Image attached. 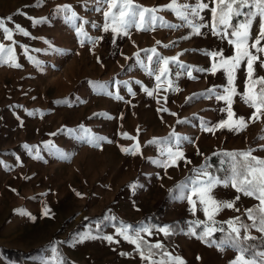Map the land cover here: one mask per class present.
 I'll list each match as a JSON object with an SVG mask.
<instances>
[{"label":"rangeland","instance_id":"374dc122","mask_svg":"<svg viewBox=\"0 0 264 264\" xmlns=\"http://www.w3.org/2000/svg\"><path fill=\"white\" fill-rule=\"evenodd\" d=\"M136 2L158 7L170 0ZM181 2L194 4L196 0ZM205 2L212 6L211 0ZM62 5H71L81 19L72 22L57 13ZM105 7L102 0H0V18L14 31L15 62L21 65L0 64V264H151L141 258L135 245L118 235L123 226H130L129 234L141 227L151 230V234L141 233L145 250L148 244L163 245L153 249L156 255L152 261L167 260L161 253L168 252L185 264H230L239 255L236 250L220 251L190 235L193 230L201 234L204 227L193 225V219L208 218L202 205L197 203L193 212L183 197L190 194L192 181L205 179L197 177V170L207 167L216 175L207 162L214 154L221 157L226 170L228 152L252 148L256 149L253 155L264 158L260 148L264 118L239 132L204 130V125L212 127L227 119V105L216 96L229 85L219 65L215 74L197 69L211 66L206 50L222 51L228 57L234 48L214 35L211 27H203L202 34L195 35L170 11L159 15L177 27L133 28L129 36L114 38L111 30L103 31ZM201 16L197 23L211 24L210 10ZM8 17L12 21H7ZM30 17L46 22L34 24ZM242 19L234 18L233 23ZM258 22L259 18L253 36ZM15 24L30 35L15 32ZM77 27L86 35H78ZM0 43L12 44L2 32ZM153 47L163 57L178 56L180 63L191 66L195 78L186 74L189 69L170 63L168 80L179 91L169 88L164 78L157 88L155 77L149 76L140 62L147 63L150 54L142 50ZM254 68V76H264V67L256 63ZM250 83L242 63L232 84L237 93L232 103L236 116L247 118L254 111L241 99ZM254 87L259 89V85ZM145 88L153 91V96H148ZM163 108L168 111H161ZM173 131L182 138L178 150L184 159L165 168L158 161L166 159L161 153L171 146L168 141ZM154 139L159 142L149 143ZM137 144L136 154L123 150ZM212 194L218 200L238 195L231 187L222 186ZM257 204L254 198L240 194L235 204L239 211L224 209L214 219L226 222L239 217L251 224L245 210ZM161 205L163 224L144 217ZM45 209L50 210L47 216ZM165 226H170L169 235L159 231ZM223 229L213 233L212 239L223 240L228 227ZM89 234L96 238L79 239ZM250 235L264 238L256 229ZM105 236H113V242L103 239ZM251 241L245 243L264 251V239L255 244ZM41 245L45 248L31 256L11 252H30Z\"/></svg>","mask_w":264,"mask_h":264},{"label":"snow or ice","instance_id":"6c2138e0","mask_svg":"<svg viewBox=\"0 0 264 264\" xmlns=\"http://www.w3.org/2000/svg\"><path fill=\"white\" fill-rule=\"evenodd\" d=\"M102 3L106 5L103 9L104 24L103 31L108 32L111 30L114 38L118 36H129L130 30L135 28L139 31H152L157 26L174 28L177 25L170 24L163 16L159 15L162 11H170L175 14L177 18L184 22L190 29H192L195 35L202 34L201 29L203 27H211L213 34L219 36L221 39L227 40V42L233 46L234 54L232 56L225 57L222 51H205V55L211 58V66L208 69L199 68L197 71L204 72L209 71L215 74L217 66L219 65L227 74L229 87L224 89L223 94L216 96L217 100L224 101L227 105L225 111L227 112V119L219 121L216 125L209 127L204 125V130L212 132L215 129H227L229 131H241L247 128L249 123L260 121L264 118V76H254V65L259 63L260 67H264V0H211L212 6L205 0H196L194 4L188 2H181V0H170L169 3L163 6H144L136 2V0H102ZM41 6V5H37ZM210 10L212 16V22L210 25H203L197 23V20H202L201 13L204 10ZM57 13L65 15L69 21H78L81 17L73 10L71 5L58 6ZM243 17L242 20H238L237 23H233L234 18ZM258 22V32L255 36L252 35V28L254 23ZM34 24L44 23L46 19L37 20L31 18ZM7 21H12V17H8ZM85 23H87L85 21ZM15 32L22 34L23 36H29L30 33L24 29L20 24H15ZM0 32L3 34V38L11 41L12 44L6 46L4 43H0V64H9L19 68L21 65L16 63L14 31L8 27L5 19L0 18ZM78 35H86L83 29L77 27ZM187 38V37H186ZM90 39V38H89ZM98 39H103L102 37ZM96 43L95 40L92 41ZM83 43V40L81 41ZM160 44V41L156 42ZM169 47V45H164ZM25 54L27 55L28 49L24 46ZM150 53L147 56V63L140 61L147 71L149 76H154L157 81V88H159V82L164 78L168 82V87L173 91H179L178 87H173V82L168 80L170 73L169 64H177L178 67L189 69L187 75L192 77L191 66L184 65L179 62L178 56L163 57L161 56L155 47L142 50ZM155 57V60L153 59ZM219 58V59H217ZM29 60L34 58L28 56ZM137 59L139 60V53H137ZM35 62V61H34ZM244 63L247 67V77L251 81L246 86L247 91L241 94L242 101L254 111L252 114L245 118L244 116H236V113L232 110L233 96L236 95V90L232 87L234 73ZM155 67H150V65ZM162 65V66H161ZM179 75V73L177 74ZM193 79L195 77H192ZM127 83V82H125ZM137 83H140L137 81ZM255 85H259V89H255ZM100 87H105L101 85ZM167 90V89H165ZM131 92V88H129ZM148 96H153V91L144 89ZM214 89H210L209 92H213ZM117 99L122 97L117 96ZM166 99V98H165ZM161 111H168L163 108ZM173 116L176 113H171ZM179 123V121H178ZM83 127V126H81ZM90 131V130H86ZM124 136L128 139H135V137L129 136L124 133ZM103 139V138H100ZM181 137L174 131L170 134L169 144L166 151H162V155L166 156L163 161H158L163 167L167 168L176 165L178 159H184V154L179 151V144ZM188 139V138H183ZM264 139V136L260 137ZM174 140V143L172 142ZM111 142V141H109ZM159 141L154 139L149 143H158ZM27 147V145H25ZM176 148V151H173ZM261 150H264V144L260 145ZM126 152L136 154L139 150L138 144L132 149H123ZM256 149L249 148L244 151L228 152L225 153L227 157H230L229 168L226 170L227 175L220 177L213 175L207 170V167L197 170V177H204L205 179H196L191 182L190 194L187 197L188 203L192 205L191 210L195 212L196 205L199 203L203 206V212L208 218V223L205 221H193V225H204L201 234H198L195 230L190 232V235L196 236L202 240L208 246H215L220 251H224L227 248L236 250L237 255L230 264H264V251L254 248L252 245L246 244L245 241L256 240L257 238L250 235L252 229H256L264 236V158L253 155ZM191 163V161H187ZM217 186L225 188L231 187L238 195L231 200H218L212 194L213 190ZM185 187V186H181ZM240 194L254 198L258 201V204L253 208L245 210L248 220H251V224L243 223L239 217L226 221L228 230L223 240L219 242L212 239L213 233L216 231L224 232L225 229H217L215 227V215L224 209H235L236 201L240 199ZM79 195V193H78ZM196 197V199H193ZM21 214L23 210H18ZM50 210L45 209L44 215L47 216ZM130 226H123L118 229V235L124 240L135 245V248L142 259L151 261V264H185V261L180 257H173L171 253L162 252L161 255L167 257V260L161 259L160 261H152V257L156 255L153 249H162L163 245L160 243L148 244L147 249L144 247V240L141 236L142 232L151 234V230L147 227H141L135 230L134 234H129ZM165 235L170 234V226H165L159 229ZM242 231L245 235H241ZM96 237L89 235L81 236V241L86 239H95ZM103 239L108 242H113V236H105ZM119 243V241H115ZM264 246V245H262ZM122 255H128L122 253ZM199 259V257H198ZM63 264V261L60 262Z\"/></svg>","mask_w":264,"mask_h":264},{"label":"trees","instance_id":"16d2710c","mask_svg":"<svg viewBox=\"0 0 264 264\" xmlns=\"http://www.w3.org/2000/svg\"><path fill=\"white\" fill-rule=\"evenodd\" d=\"M221 157L219 155H212L211 157H209L207 159V162L212 166V168L214 169V173L216 174V176H220V177H223L225 176V174H223L226 169H225V164L221 163ZM163 211V206L161 205L159 208L156 209V211L152 212V213H148L146 214L144 217H148L150 219H152L153 221L155 222H159L160 224H163L164 221H161L159 219V216L160 214L162 213ZM194 221V219L192 220ZM203 221V220H201ZM216 223H215V227L217 229H220V228H227L228 225L226 222L224 221H220V220H215ZM206 223H208V220L205 221ZM173 224H175V222H173ZM204 226V225H202ZM264 238H259V239H256L254 241H251V243L255 244L256 241H262ZM43 248H45V245H41V246H38L37 248L33 249L32 251L30 252H24L22 250H18V249H15V250H11V252L19 255V256H31L33 253L37 252V251H40L42 250ZM61 250V248H60Z\"/></svg>","mask_w":264,"mask_h":264}]
</instances>
